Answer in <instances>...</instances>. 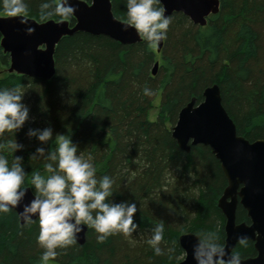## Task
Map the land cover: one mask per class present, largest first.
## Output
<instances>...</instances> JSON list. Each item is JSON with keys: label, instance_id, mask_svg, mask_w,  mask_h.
<instances>
[{"label": "trees", "instance_id": "obj_1", "mask_svg": "<svg viewBox=\"0 0 264 264\" xmlns=\"http://www.w3.org/2000/svg\"><path fill=\"white\" fill-rule=\"evenodd\" d=\"M26 2L23 16L75 23L73 17L45 18L39 5L51 0ZM219 4V13L210 15L204 27L173 13L160 53L143 38L123 45L83 32L63 37L50 81L7 73L9 55L0 47V88H22V103L29 108L20 129L0 134V155L9 163L14 155L23 158V186L34 194L31 175L44 173L55 136L64 134L78 146L77 154L91 157L97 177L113 179L114 202L137 204L138 228L131 236L118 232L99 242L94 229L87 228L83 245L58 248L49 264H177L184 258L178 243L183 233H215L224 244L225 220L217 202L227 182L220 163L207 146L181 151L171 135L180 110L192 98L200 103L204 89L216 84L237 134L250 142L264 139V0ZM111 5L113 15L126 21V0H111ZM0 15L7 16L2 9ZM145 87L154 95L145 96ZM154 109L157 116L151 120ZM45 127L52 128L53 140L42 143L28 135ZM11 140L21 145L15 153L8 148ZM39 147L45 149L43 156L36 155ZM159 222L164 223L161 255L146 243ZM236 222L249 223L240 205ZM38 232V222L20 225L14 211L0 214V262L39 264ZM233 252L242 259L256 255L250 241L246 247L238 243Z\"/></svg>", "mask_w": 264, "mask_h": 264}, {"label": "clouds", "instance_id": "obj_2", "mask_svg": "<svg viewBox=\"0 0 264 264\" xmlns=\"http://www.w3.org/2000/svg\"><path fill=\"white\" fill-rule=\"evenodd\" d=\"M28 4L26 0H0V9L8 17H21L20 23L26 31H34L23 18ZM45 18L57 16L70 19L76 12L74 0H51L39 5ZM126 25L133 28L148 45L155 49L166 38L171 17L165 15L161 0H126ZM151 97V88L143 89ZM22 88H0V134L20 129L29 118V108L22 103ZM29 136L42 143L53 140V130H30ZM54 148L49 151L44 164V173L34 171L31 186L32 199L22 204L28 189L24 187L26 173L20 156H13L11 163L0 155V214H6L22 205L17 212L24 224L38 222L36 237L43 249L39 264H49L58 255V248H67L77 243V236L85 228L94 229L97 240L103 242L114 233L131 236L138 224L135 222L137 204L127 200L113 201V179L109 175L97 177L91 157L84 158L78 153V146L72 143L70 135L57 134ZM8 148L15 153L21 148L15 140L8 142ZM45 149H36V155L43 156ZM36 155L32 159H36ZM35 217V220L33 219ZM146 243L157 255L164 240V223L159 222L150 229ZM193 259L196 264H242L239 252L227 251L218 236L202 232L196 236ZM238 243L247 246L246 236L238 237ZM171 251V249H170Z\"/></svg>", "mask_w": 264, "mask_h": 264}, {"label": "water", "instance_id": "obj_3", "mask_svg": "<svg viewBox=\"0 0 264 264\" xmlns=\"http://www.w3.org/2000/svg\"><path fill=\"white\" fill-rule=\"evenodd\" d=\"M165 15L181 13L196 26L204 27L210 15L219 13V0H161ZM75 23L53 19L38 22L23 16L27 26L34 31L28 33L21 17L0 15V47L9 55L7 73L27 76L42 81H50L56 73L54 52L63 37L77 32L92 36H105L123 45H134L142 37L126 21L118 20L112 13L111 0H74ZM161 41L156 47L160 53ZM159 63L155 62L152 75H156ZM172 138L178 148L189 153L191 147L207 146L212 150L226 179L227 185L217 202L224 217V245L226 252L233 251L238 237L246 236L253 243L256 255L242 259V264H264V139L253 142L237 134L236 126L227 114L221 101L220 89L214 84L204 89L202 101L195 98L184 106L177 121L171 128ZM22 204L33 197L29 187ZM240 205L249 223L236 222V210ZM22 211V205L13 210ZM18 217V216H17ZM35 220V217H33ZM19 220V218H18ZM19 224L24 222L19 220ZM87 227L77 236V243L85 242ZM196 234L183 233L178 243L184 258L177 264H196L193 248L197 243ZM0 264H3L0 262Z\"/></svg>", "mask_w": 264, "mask_h": 264}, {"label": "rangeland", "instance_id": "obj_4", "mask_svg": "<svg viewBox=\"0 0 264 264\" xmlns=\"http://www.w3.org/2000/svg\"><path fill=\"white\" fill-rule=\"evenodd\" d=\"M158 103H159V97H157V98L154 100V104H155L156 106L158 105ZM156 116H157V110L154 109V110L150 113L149 118H150L151 120H154V119L156 118Z\"/></svg>", "mask_w": 264, "mask_h": 264}]
</instances>
